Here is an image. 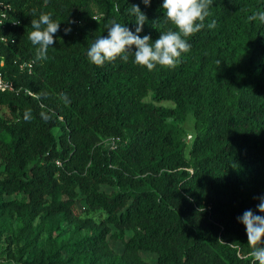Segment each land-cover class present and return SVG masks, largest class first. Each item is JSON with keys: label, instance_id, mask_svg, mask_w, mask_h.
Wrapping results in <instances>:
<instances>
[{"label": "trees", "instance_id": "1", "mask_svg": "<svg viewBox=\"0 0 264 264\" xmlns=\"http://www.w3.org/2000/svg\"><path fill=\"white\" fill-rule=\"evenodd\" d=\"M3 1L20 24L0 43L16 89L0 90V241L19 225L0 264H151L144 253L154 264H254L238 218L264 216V23L248 20L264 0H213L190 50L152 71L132 53L103 66L86 53L113 20L135 33L134 4L147 16L140 37L154 42L173 28L163 0ZM41 13L60 22L46 60L28 39ZM189 114L190 145L179 125ZM81 204L104 218L77 219ZM60 221L75 225L68 241L54 236Z\"/></svg>", "mask_w": 264, "mask_h": 264}, {"label": "clouds", "instance_id": "2", "mask_svg": "<svg viewBox=\"0 0 264 264\" xmlns=\"http://www.w3.org/2000/svg\"><path fill=\"white\" fill-rule=\"evenodd\" d=\"M148 6L151 0H142ZM213 0H163L162 8L166 20L173 25L166 31L160 32L159 38L154 42L148 35L140 37L147 16L138 5L131 6V12L135 15V33L128 27L113 20L107 30V36L97 38L89 47L86 55L90 63L95 66H103L105 62H113L118 57L127 62L128 53L134 55L137 65L146 67L152 71L157 65L166 68H174L179 62L182 53L190 50L191 45L187 38L200 32L205 27V19L210 16V7ZM116 11L119 6L116 5ZM249 21L259 20L264 23V11L254 12L248 17ZM60 22L53 21L51 13H41L38 19H32L31 31L28 39L36 46V57L46 60L47 52L54 41V34L58 32ZM207 27H216V21L212 20ZM71 31L65 29V34ZM135 46V52L131 51ZM257 208L264 213V197H260ZM246 228L247 244L251 248L249 255L254 264H264V216L255 215L251 210L243 213L238 218Z\"/></svg>", "mask_w": 264, "mask_h": 264}, {"label": "rangeland", "instance_id": "3", "mask_svg": "<svg viewBox=\"0 0 264 264\" xmlns=\"http://www.w3.org/2000/svg\"><path fill=\"white\" fill-rule=\"evenodd\" d=\"M147 101H150V99H147ZM170 105V104H167ZM8 117V111L5 108H0V119L7 118ZM194 122L195 119L192 114H189L187 121L184 123H179L184 129L185 132V138L186 141L191 144V141L194 139ZM190 136H193L192 139L189 138ZM186 154L188 155V150L186 151ZM3 170V166L0 160V171ZM87 217H93L96 221H100L102 218H104V213L99 210H89L86 206L84 205H79L78 211L76 218L77 219H85ZM51 222V220H49ZM19 225V222L13 221L9 222L7 225L8 232L5 234L4 238L0 241V261H3L7 257V250L6 248L8 247L9 243L11 241L16 240V227ZM75 230V225L66 221H60L55 223V230H54V236L58 238L60 241H68ZM84 234H91L90 230H84ZM48 236L47 233L44 234V238ZM111 247L117 253L118 255H122L124 245L120 241H111ZM15 249V245L13 246ZM156 260V257L154 255H150L148 253H144L142 255V261L143 262H148L151 264H154ZM104 264H139L136 262L132 261H125L122 260L121 258L114 256L110 257L108 260L104 262Z\"/></svg>", "mask_w": 264, "mask_h": 264}, {"label": "built area", "instance_id": "4", "mask_svg": "<svg viewBox=\"0 0 264 264\" xmlns=\"http://www.w3.org/2000/svg\"><path fill=\"white\" fill-rule=\"evenodd\" d=\"M14 8L10 3L0 0V43H8L10 41V29L17 27L20 21L13 15ZM22 69H29L32 71L33 63L23 64ZM0 90L16 91L14 83L5 78L2 71H0ZM27 93L31 94L27 91ZM189 138L192 139V136ZM61 165V162H58Z\"/></svg>", "mask_w": 264, "mask_h": 264}]
</instances>
